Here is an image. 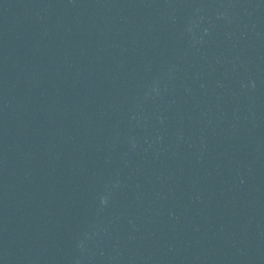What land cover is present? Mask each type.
<instances>
[{
    "label": "water",
    "instance_id": "1",
    "mask_svg": "<svg viewBox=\"0 0 264 264\" xmlns=\"http://www.w3.org/2000/svg\"><path fill=\"white\" fill-rule=\"evenodd\" d=\"M0 264H264V0H0Z\"/></svg>",
    "mask_w": 264,
    "mask_h": 264
}]
</instances>
